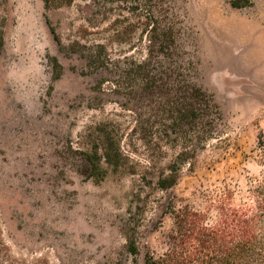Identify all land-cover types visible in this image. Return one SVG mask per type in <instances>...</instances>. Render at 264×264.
<instances>
[{
    "label": "rangeland",
    "instance_id": "374dc122",
    "mask_svg": "<svg viewBox=\"0 0 264 264\" xmlns=\"http://www.w3.org/2000/svg\"><path fill=\"white\" fill-rule=\"evenodd\" d=\"M231 1L0 0V264H144L170 243V207L212 222L264 176V0ZM160 83L211 99L200 140L174 132ZM182 149L176 182L158 188Z\"/></svg>",
    "mask_w": 264,
    "mask_h": 264
},
{
    "label": "trees",
    "instance_id": "16d2710c",
    "mask_svg": "<svg viewBox=\"0 0 264 264\" xmlns=\"http://www.w3.org/2000/svg\"><path fill=\"white\" fill-rule=\"evenodd\" d=\"M73 0H43L45 5L57 7L70 4ZM243 0H232L233 6H242ZM54 67L60 68L53 58ZM140 67L141 65L138 64ZM152 78V77H151ZM153 79V78H152ZM154 80V79H153ZM152 80V81H153ZM157 83V79L154 83ZM159 82V81H158ZM159 88L165 93L167 120L176 126L179 138L205 136L213 112L216 110L211 99L197 85H178L174 93ZM202 134V135H201ZM101 156L110 166L118 167L123 153L115 138L102 134ZM194 140V139H192ZM97 150L90 156V164L99 168ZM182 149L174 157L166 171L156 180L160 189L171 187L178 178L180 164L186 158ZM258 162L264 166V134L258 136ZM218 215L208 222L206 214L189 205L175 209L170 207L172 225L170 243L158 255L147 254L144 264H264V176L248 185L246 194L238 202H232L227 193L218 205ZM126 249L137 261L138 246L133 235H126Z\"/></svg>",
    "mask_w": 264,
    "mask_h": 264
}]
</instances>
